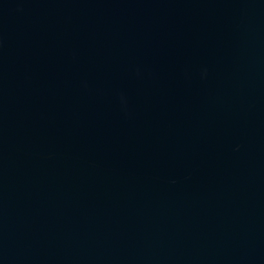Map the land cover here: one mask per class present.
Returning <instances> with one entry per match:
<instances>
[{
    "label": "water",
    "instance_id": "1",
    "mask_svg": "<svg viewBox=\"0 0 264 264\" xmlns=\"http://www.w3.org/2000/svg\"><path fill=\"white\" fill-rule=\"evenodd\" d=\"M0 264H264V0H0Z\"/></svg>",
    "mask_w": 264,
    "mask_h": 264
}]
</instances>
